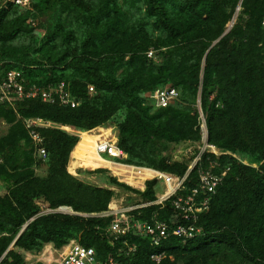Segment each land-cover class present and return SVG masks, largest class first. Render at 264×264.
Instances as JSON below:
<instances>
[{
    "label": "trees",
    "instance_id": "obj_1",
    "mask_svg": "<svg viewBox=\"0 0 264 264\" xmlns=\"http://www.w3.org/2000/svg\"><path fill=\"white\" fill-rule=\"evenodd\" d=\"M260 2L242 0L240 14L247 18L240 23L238 17L225 34L221 26L230 16L221 22L217 0H30L28 10L12 3L0 8V44L30 36L36 28L42 32L33 49L37 58L15 57L4 65L0 81L8 71L18 70L26 84L46 86L62 81L79 100L76 108L39 98L16 100L13 108L1 103L9 114L90 130L109 123L124 109L122 122L115 126L118 150L134 165L182 178L187 160L163 154L162 142L175 147L198 143L197 116L181 104L172 105L173 101L165 108H154L144 95L160 79H168L175 85L184 84L192 95L200 89L207 143L226 153H203L186 176L184 189L196 187L198 169H208L210 163L217 165L212 169L216 174L227 169L208 208L197 217L200 235L192 239L170 236L154 247L149 238L131 232L111 244L106 233L110 218L101 215L107 212L111 191L89 187L65 171L77 137L55 129L24 128L25 145L38 160L42 158L31 139L32 130L41 138L50 174L44 180H13L0 168V184L9 194L6 209L0 210L4 214L0 216V264H20L12 247L36 250L52 243L61 248L74 238L93 249L99 262L110 256L116 264H264V30ZM13 8L24 12L13 16ZM31 14L34 18H29ZM150 48L153 58L161 56L159 63L147 57ZM88 86L94 90L92 97L87 96ZM210 92L215 94L212 101ZM235 154L240 160L232 156ZM244 160L260 165L255 169ZM29 184L36 195L47 197L50 209L67 207L99 217L51 214L28 222L38 213ZM156 184L157 180L145 182L139 205L156 200ZM131 214L141 222H166L169 228L187 223L174 210L171 199L162 207L146 205ZM123 243L134 245V252L127 254ZM153 254L164 257L155 263L150 259Z\"/></svg>",
    "mask_w": 264,
    "mask_h": 264
},
{
    "label": "rangeland",
    "instance_id": "obj_2",
    "mask_svg": "<svg viewBox=\"0 0 264 264\" xmlns=\"http://www.w3.org/2000/svg\"><path fill=\"white\" fill-rule=\"evenodd\" d=\"M235 1L236 0H217V2L221 5L218 8L221 17V22L225 19V17L230 16L227 22L223 26H221V29H223L224 32L229 28V26H231L229 29L233 27V24L238 17L240 23L247 18L246 16H242L240 14V3L242 2V0H238L237 4H235ZM6 3H12V5L14 4L13 0H0V8ZM250 5H252V3H250ZM259 7L260 8L258 10V13L260 14L261 17L260 27L261 29L264 30V0H261ZM21 9L13 8V10H11L12 15L13 16L22 15L24 11ZM32 12L33 11H31V13ZM29 18H34V17H32L31 14ZM41 38H42V32L39 28H36L33 31L32 35L30 36H19L11 42L0 44V75L3 72V69H5L4 65L6 63H9V61H14L15 57H22L26 55L27 56L26 61H28V59H36L37 54H33V49L34 46L41 40ZM215 42L216 41H214L213 44ZM148 52H152V54L154 55L153 53L154 51L152 48H150ZM150 59H153V63L157 64L159 63L161 56L158 55L156 58H150ZM201 70H202V66H201ZM19 72L22 74L25 80L23 73L21 71ZM48 77L49 76H46L45 78ZM43 78L44 77H41L40 79ZM199 79H200L199 81H202V71L200 72ZM57 83H64V82L61 81ZM57 83L52 85H56ZM39 86L45 88L50 86V84L46 86L44 85H39ZM164 89H173L176 92V97L174 98L172 105H177V104L183 105L184 107L188 108V110L191 111L192 115H194L195 113V115L197 116V120L199 113H201L204 118L201 102H200V89L197 90V93L195 95H192L190 93L191 91L184 84L175 85V83L171 82L168 79H160L158 81V84L153 88V90L144 93L145 100L147 101V103L152 105L154 96L157 94V92ZM93 95H94V90L87 91V96L92 97ZM214 96L215 94L210 92L209 101H212ZM14 99H12L9 102H3V103H6L8 106L13 108L14 101H16ZM72 99L74 101V106L71 108H76L79 105V100L74 99L73 97ZM1 103L2 102H0V168L2 171L6 172L9 176H11L13 180H18V179L44 180L50 174L49 163L47 159L38 160L36 157H34V154L30 151V149L25 145L24 142L25 138L23 132H24V128L27 129L26 125L29 124L32 126L31 129L33 127L55 129L77 137L78 141L68 156V161L65 169L66 174L72 177L73 179H75L76 181L83 183L89 187H93L97 189H107L111 191L112 196L108 205L107 212L116 209L114 210L116 211V214L115 215L110 214V216H105L107 212L101 214L102 216L109 217L110 220L114 219L116 216H120L121 214H124L125 218H131L133 220V216L131 213L135 209H138L137 208L138 206H140L139 201L141 200V198L139 197V192H142L144 190L145 188L144 184L146 181L157 180V184H156L157 193H162L166 189L162 181L156 178L157 173L155 177L144 181L142 190L131 188L125 184L122 177L114 176L112 174V171L109 170V166H106L105 163L95 161L92 155L95 154L97 158H99L103 162H106L108 165L114 164L116 168H122L123 170H131V168L145 169L149 167H145L142 165H134L133 162H131L128 156H126L125 154H122V156L120 155L119 157L114 159L109 158L108 156L105 155L101 156L97 153V150L93 149L95 144L92 143H85V146H87V148L89 147L88 149H83L78 147V144L84 139L83 137L84 134H90L94 132L95 135L104 139L103 134L98 131V128L100 127L104 131L110 132L111 138L116 140L115 126L118 123L122 122L125 115L124 109H120L119 111H117L109 123L103 124L100 127H95L90 130H83L71 126L56 124L50 121L36 119V118L23 119L18 115L9 114L6 109H2L3 105H1ZM32 131L35 133L34 130ZM162 143L163 146L161 150L163 151L162 152L163 154H166L169 157L171 155L177 159L182 158L184 160H187L188 167L194 162L195 156L197 155L198 151L203 149L202 143L200 141L195 144L184 143L177 147H175L173 143L168 141H164ZM208 153L215 155L212 151ZM221 153L223 152L219 150V153L217 155H221ZM232 156H235L237 159H239V156L237 154ZM242 162L245 165H248L255 169L260 165V163L258 162L247 163L245 160ZM27 189L30 192L32 203L38 209V213L28 222H31L35 217L46 216L51 214L77 216L81 218L98 216L95 214H87V213L72 212V211H69L68 213H62L61 211L58 210V208L50 209L48 199L45 195L44 196L36 195L33 186L30 184L28 185ZM8 196H9L8 190L0 184V206H1L0 210L2 209L4 211L6 209L5 200H9ZM3 216L4 214H2L1 218ZM152 217L154 218L156 216L153 215ZM74 241L78 242L76 238H74ZM107 241L110 242V239L108 238ZM48 246L51 248V250ZM11 249L15 255V259L19 260L20 264H45L43 260L47 255H49L50 251L54 253V250H59L60 248H56L52 243H47L42 245L40 249H36V250L33 249L23 250L18 247H12ZM55 259L57 258L55 257Z\"/></svg>",
    "mask_w": 264,
    "mask_h": 264
},
{
    "label": "built area",
    "instance_id": "obj_3",
    "mask_svg": "<svg viewBox=\"0 0 264 264\" xmlns=\"http://www.w3.org/2000/svg\"><path fill=\"white\" fill-rule=\"evenodd\" d=\"M13 2L23 9H30V0H13ZM147 57L153 58L152 52H148ZM88 90L92 91L93 89L92 87H88ZM175 97L176 92L173 89L161 90L154 96L152 105L154 108H165ZM35 98H39L46 103L58 101L61 105L74 106V101L69 92L65 89L64 83H57L56 85H50L45 88L36 84H26L22 74L15 70L8 71L3 76L2 81H0V102L2 103L9 102L12 99L21 100ZM31 127L32 126L29 124L26 125L27 129H31ZM198 128L201 134L200 142L202 143L203 149L198 151L194 162L188 167L185 176L182 178L156 172V178L162 181L164 187L168 189V194L162 195L165 189L162 193L157 194L155 201L149 203L150 205L162 207L166 201L171 199L172 207L179 212L182 219L187 223L169 228L167 223L163 221L151 220L150 222H141L134 218L133 220L131 218H125V215L121 214L110 220L108 225L107 233L111 237V244L117 242L121 237L131 232H133L134 235L149 238L151 245L154 247L158 246L163 240L170 236L192 239L201 234L200 229L196 226L197 217L208 208L210 198L215 194V190L222 182L227 169L220 174H216L212 169L217 165L215 163H210L208 169H198V182L196 187L189 190L184 189L183 182L188 173L200 161L201 155L211 152L208 148L212 145L207 143L205 120L201 113L198 114ZM30 136L37 149L38 156L44 159L45 151L41 147V138L33 131ZM96 145L97 153L101 156L106 155L111 158H117L119 155L122 156V153L116 146V141L112 144V141L107 139L105 143L102 138V141H97ZM116 152L118 155H115ZM222 154L226 153H221V155ZM215 156L218 155L215 154ZM146 205L148 204H140L137 208L139 209ZM58 210L62 213L71 211L67 207H59ZM110 214L115 215L116 211L110 210L105 216H110ZM123 245L126 246L125 251L127 254L134 252V245L133 247L128 246L126 243H123ZM50 252V256H46L45 264H116L110 256H107L102 262L97 261L93 249L85 248L74 240H70L59 250H54V253H52V251ZM55 257L57 259H55ZM163 257V255L153 254L150 259L155 263H159Z\"/></svg>",
    "mask_w": 264,
    "mask_h": 264
},
{
    "label": "bare ground",
    "instance_id": "obj_4",
    "mask_svg": "<svg viewBox=\"0 0 264 264\" xmlns=\"http://www.w3.org/2000/svg\"><path fill=\"white\" fill-rule=\"evenodd\" d=\"M108 130V129H107ZM98 131L101 132L104 136L103 141L106 143L107 139H110L112 141V144L116 141L115 139L111 138L110 132L104 131L101 127L98 128ZM84 139L78 144L79 148L88 149L87 146H85V143H92L94 145V150H97V141H102V138L95 135L94 132L90 134H84ZM210 151H212L215 154H218L219 151L215 149L213 146H210L208 148ZM117 153V152H116ZM115 153V155H116ZM95 161H99L102 163H105L106 166H109V170L112 171V174L117 177H122L123 181L126 185H128L131 188L141 190L143 188V182L147 179L155 177L156 173L149 169H142V168H131V170H123L122 168H116L114 164L108 165L106 162L101 161L97 156L94 154L92 155ZM92 159V158H91ZM93 167V165H92ZM126 175V176H125ZM168 194V189H166L162 195ZM116 210V209H113ZM51 252L49 253L50 256ZM46 259V257H45ZM45 259L43 260L45 262Z\"/></svg>",
    "mask_w": 264,
    "mask_h": 264
},
{
    "label": "water",
    "instance_id": "obj_5",
    "mask_svg": "<svg viewBox=\"0 0 264 264\" xmlns=\"http://www.w3.org/2000/svg\"><path fill=\"white\" fill-rule=\"evenodd\" d=\"M230 27H231V26H229V28H230ZM229 28L224 32V34H225L226 32H228ZM224 34H223V35H224ZM25 227H26V225H24V226L22 227V229L20 230V232L18 233V235L16 236V238H15L14 241L11 243V245L9 246L8 249H10V248L13 246L15 240H16V239L19 237V235L23 232V230L25 229Z\"/></svg>",
    "mask_w": 264,
    "mask_h": 264
},
{
    "label": "crops",
    "instance_id": "obj_6",
    "mask_svg": "<svg viewBox=\"0 0 264 264\" xmlns=\"http://www.w3.org/2000/svg\"><path fill=\"white\" fill-rule=\"evenodd\" d=\"M143 183H144V182H143ZM142 189H143V188H142ZM142 189H141V190H142Z\"/></svg>",
    "mask_w": 264,
    "mask_h": 264
}]
</instances>
